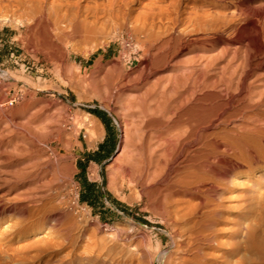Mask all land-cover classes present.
I'll return each mask as SVG.
<instances>
[{
	"label": "bare ground",
	"instance_id": "bare-ground-1",
	"mask_svg": "<svg viewBox=\"0 0 264 264\" xmlns=\"http://www.w3.org/2000/svg\"><path fill=\"white\" fill-rule=\"evenodd\" d=\"M0 21L32 25L33 37L42 36L62 52L70 73L64 83L78 99L96 97L104 103L109 87L82 90L96 79L100 63L82 73L67 67L65 57L70 47L89 38L125 34L126 42L149 59L154 74L147 76L143 69L122 74L113 65L122 128L113 162L128 164L131 177L125 180L109 165L107 186L114 191L127 186V201L138 197L140 187L164 208L168 224L189 231V243H197L187 249L198 264H264V237L248 217L264 195V0H0ZM38 86L31 88L47 87ZM125 88L134 96L127 101L135 108L129 113L120 105ZM32 98L22 95L25 101L15 113L55 122L53 128L43 127L44 137L62 132L66 148L73 133L60 124L64 106L42 101L36 115L30 111ZM47 108L50 114L43 113ZM75 118V131L81 121L87 144L94 147L104 136L102 122L88 111ZM21 129L11 124L0 134V148L23 162L9 176V166L0 167V264H47L45 253L55 242L43 235L50 215L41 202L51 194L49 177L56 166L49 154L33 152ZM55 157L63 159L62 153ZM23 177L34 179L32 192L28 183L17 182ZM258 222L260 227L262 218ZM85 230L77 229L73 241ZM35 232L42 239L27 237L17 244L21 234ZM104 235L117 239V254L132 264L141 236L115 228Z\"/></svg>",
	"mask_w": 264,
	"mask_h": 264
},
{
	"label": "rangeland",
	"instance_id": "rangeland-1",
	"mask_svg": "<svg viewBox=\"0 0 264 264\" xmlns=\"http://www.w3.org/2000/svg\"><path fill=\"white\" fill-rule=\"evenodd\" d=\"M13 9L14 14H19V10ZM30 28L32 25L0 21V73L10 74L0 76V102H5L14 95L19 97L13 105L5 104L0 108V134L7 132L8 125H21V130L33 152L41 150L49 154L53 167L56 166L49 177L51 194L41 202V206H46L50 215L47 222L50 228L46 227L43 235L46 234L45 237L55 242L45 253L47 264H69L75 257L78 259L72 264H129L117 254L119 251L117 239L104 235L106 229L112 228L128 230L141 236L133 251L132 264H198L190 259L187 249L188 246L191 248L197 243L195 241L189 243V231L168 224L164 208L155 206L151 197L143 193L140 187H137L138 197L127 201L125 197L131 194L127 186L120 191L111 190L107 186L109 165L116 166L125 180L131 177L128 164L113 162L122 135L121 117L117 111L119 105L115 97L119 91L115 90L113 65L117 64L122 74L130 71L137 73L143 69V73L148 76L154 71L149 66V59L141 57L135 47L126 42L127 36L116 31L76 43L66 54L67 67L80 69L82 73L95 62L100 63L102 67L96 72V79L85 85L82 90L89 93L109 87L105 103L96 97L80 100L77 92L64 83L67 74L70 73L62 65V52H56L42 36L33 37ZM155 71L158 72L156 76H159L164 68H157ZM41 82L47 85L46 89L31 88L39 87L38 84ZM131 93L126 88L121 92L124 101L120 105L125 107L128 113L135 110L127 104L128 100L134 98ZM22 95H25V100L33 97L34 108L30 111L36 115L40 112L38 105L45 101L64 106L59 121L64 131L73 133L66 148L62 146V132L50 133L44 137L43 127L53 128L55 122L42 123L44 115L39 116L40 114L30 118L26 116L27 114L15 113L25 101ZM88 109L101 110L107 114L116 134L117 145L107 160L101 164L90 163L80 176L77 161L82 156L87 141L83 123L77 122L80 123V127L75 131L74 122L77 121L75 118L77 112ZM45 111L49 112V108L43 113ZM6 150L0 148V167L9 166L7 171L10 172L7 175L9 176L19 171L23 162L21 156L9 154ZM60 153L63 159L57 160L55 156ZM64 161L66 166L62 168ZM92 167L95 168V174L91 172ZM64 173L68 176H63ZM2 175L6 176V173L2 172ZM82 179L95 185L97 198H93L91 202L80 200L84 192ZM33 180L32 177H23L17 182L28 183L27 192H32L35 189ZM76 193L79 194L78 201H75ZM254 211L249 214V220L251 219L250 222L257 226L264 237V195L257 198ZM55 216H59L58 219ZM259 217L263 220L260 227ZM83 227L86 228L85 234L74 242L72 237L77 229ZM27 234H21L18 245L23 244L27 237L32 240L42 239L37 232ZM162 252L165 254L163 259ZM18 264L23 263L19 261Z\"/></svg>",
	"mask_w": 264,
	"mask_h": 264
},
{
	"label": "trees",
	"instance_id": "trees-1",
	"mask_svg": "<svg viewBox=\"0 0 264 264\" xmlns=\"http://www.w3.org/2000/svg\"><path fill=\"white\" fill-rule=\"evenodd\" d=\"M88 112L95 115L102 122V124L104 125L106 132H107V136L105 138V141L99 146V150L102 149V151H103L101 157H99L97 159V158H95V155H94L93 157L89 158V160L101 162L103 159H105L107 156H109V154L112 152V150H113V148L117 142L116 134H115V131L111 125V121H110L109 117L107 116V114L104 111L96 110V109H88ZM112 133H113V136L111 135ZM77 166L80 167L79 161L77 162ZM83 170H84V167L79 172L80 176H81ZM81 181L84 185V192L81 194L80 200H82L84 202H91L93 198L96 199L97 193L94 191L95 185L91 182L85 181V179H82Z\"/></svg>",
	"mask_w": 264,
	"mask_h": 264
},
{
	"label": "crops",
	"instance_id": "crops-1",
	"mask_svg": "<svg viewBox=\"0 0 264 264\" xmlns=\"http://www.w3.org/2000/svg\"><path fill=\"white\" fill-rule=\"evenodd\" d=\"M103 126H104V125H103ZM104 130H105V132H104V136H103V138H102L101 140H99L98 142H96V144H95L94 147L90 148V147L88 146V144H87V145L85 146V148H84V151H82V152H83V153H82V156L79 157V159H78V161H79V163H80V167H78L79 172H80V170H81L83 167H84V169H86L87 166H88L90 163H96V164H101V163H103L105 160H107V159L111 156V154H112L113 151L115 150L116 145H117V142H116V144H115V146H114L112 152L109 154V156H107V157H106L105 159H103L101 162H96V161H93V160H89V158H90V157H93L94 155H95V158H97V159H98L99 157H101L103 151H102V149L99 150V146L105 141V138H106V136H107V132H106L105 127H104ZM111 135L113 136V133H112ZM86 158H87V159H86ZM78 161H77V162H78Z\"/></svg>",
	"mask_w": 264,
	"mask_h": 264
},
{
	"label": "built area",
	"instance_id": "built-area-1",
	"mask_svg": "<svg viewBox=\"0 0 264 264\" xmlns=\"http://www.w3.org/2000/svg\"><path fill=\"white\" fill-rule=\"evenodd\" d=\"M16 98H18V96L16 95L15 96H12L10 97L8 100H6L8 102L9 105H12L15 101H16Z\"/></svg>",
	"mask_w": 264,
	"mask_h": 264
}]
</instances>
